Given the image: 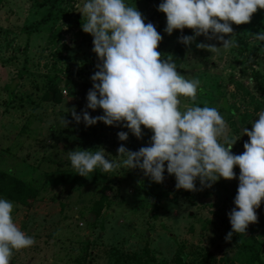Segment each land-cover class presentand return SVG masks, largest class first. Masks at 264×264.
<instances>
[{
    "label": "rangeland",
    "instance_id": "1",
    "mask_svg": "<svg viewBox=\"0 0 264 264\" xmlns=\"http://www.w3.org/2000/svg\"><path fill=\"white\" fill-rule=\"evenodd\" d=\"M160 2L126 0L163 36L158 50L173 56L182 33L164 32ZM82 3L0 0V172L12 176L11 185L24 182L35 192L26 200L0 193L14 204L17 226L36 240L14 252L10 264H261L264 202L258 223L225 240L231 231L228 213L236 207L238 166L236 179L221 178L195 192L177 190L175 176L166 171L163 183L124 167L111 173L97 168L91 178L75 173L70 151L103 148L106 158L119 161L121 144L135 151L152 135L144 129L143 139L129 132V139L120 141L117 133L129 131L122 126L61 125L63 116L72 119L68 109H84L90 77L98 70L93 37L82 31L77 12ZM253 17L251 23L233 24L239 47L212 56L193 43L184 47L177 65L186 77H198L203 88L195 104L182 98L184 104L216 107L235 137L245 127L251 130L264 110V42L250 34L264 31V10ZM183 35L194 33L186 28ZM199 42L220 45L203 35ZM88 111L93 117L103 114L99 108ZM248 140L242 135L233 153L242 154ZM196 186L201 187L199 180Z\"/></svg>",
    "mask_w": 264,
    "mask_h": 264
},
{
    "label": "clouds",
    "instance_id": "2",
    "mask_svg": "<svg viewBox=\"0 0 264 264\" xmlns=\"http://www.w3.org/2000/svg\"><path fill=\"white\" fill-rule=\"evenodd\" d=\"M77 8L82 14V31L93 37L98 70L90 77L92 87L84 109L79 113L75 106L68 109L72 119L63 116L61 125L66 128L74 121L86 127L98 122L122 126L129 131L117 133L120 141H127L129 132L143 139L144 129L152 135L147 146L135 151L121 144L119 161L106 158L103 148L70 151L75 173L91 178L97 168L111 173L124 167L139 169L150 181L163 183L166 171L175 176L177 190L195 192L212 187L221 178L236 179L238 166L236 207L228 213L231 231L225 240L230 241L234 233L246 234L250 224L258 223L257 209L264 202V110L251 122V130L243 128L242 135L249 140L244 142L242 154H234L232 148L242 135H230L229 125L216 107L184 104L182 98L194 104L198 100L203 92L201 80L186 77L178 71L171 54L165 56L158 50L163 36L152 22H145L136 4L83 0ZM260 10H264V0H161L158 5V11L166 15L164 32L171 35L179 30V43L189 48L195 43L197 49L212 56L239 47L233 24L251 23ZM186 28L194 35H183ZM250 34L264 42V31ZM201 35L220 45L196 43ZM98 108L102 115L93 117L88 111ZM13 209L11 201L0 198V264H10L14 252L36 244L35 238L15 223Z\"/></svg>",
    "mask_w": 264,
    "mask_h": 264
},
{
    "label": "trees",
    "instance_id": "3",
    "mask_svg": "<svg viewBox=\"0 0 264 264\" xmlns=\"http://www.w3.org/2000/svg\"><path fill=\"white\" fill-rule=\"evenodd\" d=\"M254 18V17H253ZM184 47L185 45L177 42L174 51H173V58L175 63L179 65L184 57ZM12 176L0 172V193L6 194L10 198L19 199V200H26L30 197H34L35 192L24 182H20L18 185H11L12 184ZM101 209V208H100ZM96 214H99V209L97 210ZM261 264H264V261L261 258H258Z\"/></svg>",
    "mask_w": 264,
    "mask_h": 264
}]
</instances>
